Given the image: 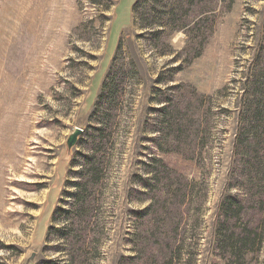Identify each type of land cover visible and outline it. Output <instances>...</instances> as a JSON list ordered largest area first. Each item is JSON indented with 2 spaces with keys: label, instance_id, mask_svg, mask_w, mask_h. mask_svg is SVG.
I'll list each match as a JSON object with an SVG mask.
<instances>
[{
  "label": "rangeland",
  "instance_id": "1",
  "mask_svg": "<svg viewBox=\"0 0 264 264\" xmlns=\"http://www.w3.org/2000/svg\"><path fill=\"white\" fill-rule=\"evenodd\" d=\"M263 99L264 0H0V264H264Z\"/></svg>",
  "mask_w": 264,
  "mask_h": 264
},
{
  "label": "trees",
  "instance_id": "2",
  "mask_svg": "<svg viewBox=\"0 0 264 264\" xmlns=\"http://www.w3.org/2000/svg\"><path fill=\"white\" fill-rule=\"evenodd\" d=\"M167 106L163 105V107H161L158 112H163L165 113ZM253 122L255 125L254 131H255V138L260 139V136L262 133H260V131L262 130L263 126H264V99L262 101L258 100L257 102L253 103ZM96 133L99 136V139H103L106 129L105 128H97L95 127ZM249 131V130H248ZM246 132L245 130L239 134V136L237 137L238 141H237V154L239 156L245 155L247 153H249L248 151V147L245 145L246 141H248L245 137ZM253 155L252 160L255 157L254 153H250ZM251 155V156H252ZM85 158L88 161V165L91 168V171L89 174V176H86V174H84L83 172H80L81 175H83L82 180H78L77 183L73 184L74 189H76V191H67V194H69L70 198L74 199V204L76 206H78L79 204H83V199H84V195H85V191L88 189L87 185L88 182L91 181L93 179V173H98V171L100 170V164H98V162L96 161L97 159L95 158V154H92L90 156H86L84 155ZM152 159L154 161H158V159L156 157L152 156ZM262 172L261 168H260V164L257 162L253 163V161H248V160H243V161H236V164L233 167V173H232V178L236 179V181H241L244 178H248L250 176H255L257 177V175H260V173ZM88 179V181H85V179ZM153 179V178H152ZM151 179V180H152ZM139 180L140 182L145 186V187H151L150 185V179H145L142 176L139 175ZM244 204V199H238L233 197L232 195H228L225 196L223 198V201L221 203L220 206V217H219V222H218V228L220 229V237L219 240L216 242V244H218L219 247H221L223 250H231L233 251V241H234V233L235 230L233 229V220H235L236 217H238V215H240L241 212V208L243 207ZM59 210L64 214V219L65 222L68 220V217L70 216V213L72 211V209L69 208H59ZM246 231H244V233H242V236H240L239 241L240 243L244 244H250L251 246H256L258 243H260V240H262V236H257V230H255L253 227L249 228V229H245ZM60 232V234L62 235H66L65 229L63 230H58ZM46 264H62L61 262L55 261V260H50L47 261ZM65 264H67L65 262Z\"/></svg>",
  "mask_w": 264,
  "mask_h": 264
},
{
  "label": "water",
  "instance_id": "3",
  "mask_svg": "<svg viewBox=\"0 0 264 264\" xmlns=\"http://www.w3.org/2000/svg\"><path fill=\"white\" fill-rule=\"evenodd\" d=\"M83 132H84V129H82L80 127H76L75 132H73L68 137L67 144H68L69 150H72L77 146V142L79 140V137L82 135Z\"/></svg>",
  "mask_w": 264,
  "mask_h": 264
}]
</instances>
